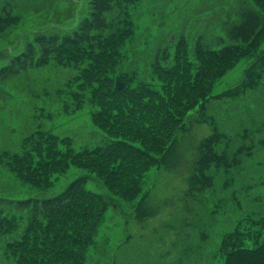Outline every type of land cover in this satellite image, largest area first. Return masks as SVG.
Segmentation results:
<instances>
[{"label": "rangeland", "instance_id": "374dc122", "mask_svg": "<svg viewBox=\"0 0 264 264\" xmlns=\"http://www.w3.org/2000/svg\"><path fill=\"white\" fill-rule=\"evenodd\" d=\"M0 2L9 3L12 11L19 14L18 21L0 34V66L33 40L35 33L71 31L89 10V0ZM236 2L123 1L132 21V32L118 46L122 53L118 71L131 72L135 79L158 81L151 71L157 49L168 47L169 57L163 63L172 64L180 38L186 42L189 59L195 60V39L203 35L215 41L217 34L225 35L221 20L233 13ZM251 47L249 54L241 56L215 82L214 92L235 86L248 65L258 72L263 69L264 35L255 38ZM87 67L85 54H64L51 57L44 65L0 78V197L47 196L85 173L92 176L86 181L87 187L110 193L92 172L73 163L64 172L52 174L49 184H42L19 175L6 163L7 159L4 160L7 155L26 151L30 144L22 143L24 136L38 129L67 136L75 149L102 141L105 132L92 121L93 103L88 95L80 105L77 102L82 91L81 74ZM262 71L256 86L234 97L212 100L206 113L213 117V122L192 118L177 130L163 161L146 171L143 199L120 198V205L106 209L85 264H220L223 261L219 248L223 235L244 218L264 212V69ZM122 77L118 75L114 81L124 82ZM133 80L134 76L130 82L135 83ZM215 125L228 133L241 131L243 137L253 143L251 152L243 154L239 163L229 166L227 173L223 168H212L209 171L213 174L212 183L204 184L202 190L198 183L191 191L189 180L195 170L199 144ZM247 130L251 137L244 133ZM230 143L229 150L239 144L236 134ZM1 208L15 217L9 218L11 221L24 222V214L15 210L14 204L0 203ZM11 236L14 233L10 231L0 233V264H17L15 257L5 252L6 241Z\"/></svg>", "mask_w": 264, "mask_h": 264}, {"label": "trees", "instance_id": "16d2710c", "mask_svg": "<svg viewBox=\"0 0 264 264\" xmlns=\"http://www.w3.org/2000/svg\"><path fill=\"white\" fill-rule=\"evenodd\" d=\"M123 1L135 0H89L88 12L71 31L37 32L0 66V78L6 79L44 65L53 56L86 55L88 67L82 71V83L78 82L82 91L77 102L80 105L88 95L92 121L105 132L102 141L75 149L67 136L38 129L24 136L22 143L30 144L27 150L23 146L26 151L4 160L19 175L42 184H49L52 174L64 172L73 163L88 169L110 190L103 193L87 187L92 176L85 173L47 196L0 197V203L14 204L24 214V222H14L9 219L14 216L0 209V233H14L6 241L5 252L17 264H85L106 209L117 207L121 199H143L146 171L163 161L177 130L192 118L213 122L206 113L213 99L237 96L256 86L263 75L264 67L258 72L248 65L235 86L214 92L215 82L251 52L255 38L264 35V0H237L233 13L221 20L225 35L217 34L215 41L203 35L195 39V60L189 59L182 38L175 45L172 64L163 63L169 57L168 47L158 48L151 62L152 76L158 81L118 71L122 64L118 46L132 32ZM18 19L9 3L0 2V34ZM118 75L125 82L120 88L114 81ZM133 76L135 83L130 82ZM244 133L251 137L248 130ZM235 134L239 144L229 150ZM252 145L241 131L228 133L215 125L199 144L189 180L191 191L198 183L200 189L212 183V168L227 173L229 166L251 152ZM219 248L224 255L220 264H264V212L239 221L223 235Z\"/></svg>", "mask_w": 264, "mask_h": 264}, {"label": "water", "instance_id": "95a60500", "mask_svg": "<svg viewBox=\"0 0 264 264\" xmlns=\"http://www.w3.org/2000/svg\"><path fill=\"white\" fill-rule=\"evenodd\" d=\"M116 85H117V87H122L123 85H124V82L122 81V80H116Z\"/></svg>", "mask_w": 264, "mask_h": 264}]
</instances>
